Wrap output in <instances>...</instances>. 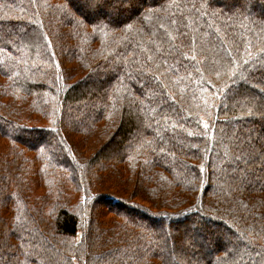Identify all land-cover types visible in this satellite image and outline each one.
<instances>
[{"label": "trees", "instance_id": "16d2710c", "mask_svg": "<svg viewBox=\"0 0 264 264\" xmlns=\"http://www.w3.org/2000/svg\"><path fill=\"white\" fill-rule=\"evenodd\" d=\"M78 1L0 0V264H264V3Z\"/></svg>", "mask_w": 264, "mask_h": 264}, {"label": "rangeland", "instance_id": "374dc122", "mask_svg": "<svg viewBox=\"0 0 264 264\" xmlns=\"http://www.w3.org/2000/svg\"><path fill=\"white\" fill-rule=\"evenodd\" d=\"M229 3H232V2H235L236 0H227ZM259 2H261V3H264V0H258ZM110 3L108 4V6H107V9H111L110 11H116V6H118V4H117V2L119 3H121L122 4V6H124V8L126 9V10H129L130 8H131V6L132 5H137L138 3H137V1H134V3H133V0H110L109 1ZM78 5H79V9L81 10V11H89V12H92V13H95V11L96 12H98L99 14H103V13H108V12H106L105 10H104V7H102L101 6V2H99L95 7H89L88 5H85L84 4V1L82 0V1H78ZM130 5V6H129ZM119 15H121L120 13H119Z\"/></svg>", "mask_w": 264, "mask_h": 264}, {"label": "snow or ice", "instance_id": "6c2138e0", "mask_svg": "<svg viewBox=\"0 0 264 264\" xmlns=\"http://www.w3.org/2000/svg\"><path fill=\"white\" fill-rule=\"evenodd\" d=\"M99 2H100V0H86V4L89 7H95ZM192 59L194 60L195 57H192ZM205 127H207V125H205Z\"/></svg>", "mask_w": 264, "mask_h": 264}]
</instances>
